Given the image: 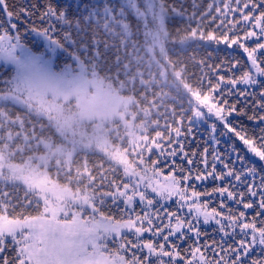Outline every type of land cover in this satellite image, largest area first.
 Here are the masks:
<instances>
[{"label": "snow or ice", "instance_id": "6c2138e0", "mask_svg": "<svg viewBox=\"0 0 264 264\" xmlns=\"http://www.w3.org/2000/svg\"><path fill=\"white\" fill-rule=\"evenodd\" d=\"M100 3L101 6H94L86 18L94 42L78 48L80 51L91 48L99 53L101 47L114 46L109 44V39H118L130 27L129 14L134 15L137 25L147 15L166 17L168 21L179 18L185 22L184 28L176 31L183 46L225 42L228 49L233 45L242 49L240 54H247L245 61L229 59L219 66H209L206 60L190 57L191 69L186 66L185 70L194 83L185 86V94L192 111L190 122L215 115L224 128L234 132L258 159L248 162L237 153L235 162L230 161L232 167L226 163L227 171L218 174L216 161L221 159L219 155H214L209 165L206 154L198 162L197 153L184 151L183 114L173 110L160 126L161 131L153 139L147 154L140 157L139 166L132 170L123 168L122 178L108 180L102 176L96 186L93 177L81 192L78 189L82 181H75L77 190L73 191L72 179L64 177L61 183L59 173L41 171L43 165L34 168L29 163L10 173L0 171V264H264V258H252L256 246H261L264 253V127L261 126L264 115H260L264 113V82L259 79L264 77V0H211L206 7L203 0H172L171 6L169 0H120L119 5L100 0ZM186 4L190 5V12L185 8ZM0 13H3L0 16V61L17 68L25 61L33 65H50L51 61L45 60L44 54L35 55L21 40L19 29L24 27V20L36 15L35 5L17 7L10 6L8 0H0ZM39 20L47 27L37 30L33 24L27 31L42 36L50 52L66 51V45L83 43L73 40L72 31L61 38H53L58 35L56 28L61 23L69 29L74 28L77 36L83 31L81 21L71 20L65 11H58L49 4ZM23 83L24 77L19 73L5 77L0 72V92H14ZM240 84L246 87L238 88ZM249 88L260 91L252 92ZM230 96L248 105L253 112L248 119L258 121L252 136L241 135L224 115L226 109L229 115L237 111V103H229ZM240 97H244L243 101ZM177 115L181 116L179 121ZM215 129L213 124L212 131ZM187 131L191 133L190 128ZM153 156L156 159H152ZM169 156L173 159L168 170L174 174L170 182L158 188L153 178L162 164L169 165ZM177 157L181 161L179 164L175 162ZM199 164L204 165L203 170ZM50 174L55 178H50ZM209 177L227 186L215 187L211 192L197 191L195 182ZM21 185L24 187L22 198L16 191ZM10 187L12 191H8ZM240 188L244 191H238ZM153 193L159 199L153 197ZM173 196L178 198L176 209L165 211L167 205L161 204V200L167 202ZM217 196L220 202L214 206ZM109 201L118 209L119 216L104 211ZM227 201L237 206L242 204L244 209L257 210L249 220L244 211H232ZM41 205L43 212L31 220L22 215L9 218L18 207L39 212ZM137 205L142 206L139 212ZM201 218L204 225L215 223L219 241L213 239L209 243L205 240L201 244L204 235L200 231ZM149 232L152 239L145 240L144 233ZM175 240L193 242L183 249L193 259L182 255L181 245ZM170 241L172 250L166 247ZM109 242L117 245L115 251L108 249ZM202 248L213 258L207 259L203 254L197 257ZM216 249L224 254L220 259H216ZM105 252L110 255L106 256ZM129 252L131 255L126 258Z\"/></svg>", "mask_w": 264, "mask_h": 264}, {"label": "rangeland", "instance_id": "374dc122", "mask_svg": "<svg viewBox=\"0 0 264 264\" xmlns=\"http://www.w3.org/2000/svg\"><path fill=\"white\" fill-rule=\"evenodd\" d=\"M58 1L64 3L68 8L75 9L77 15L74 17H70L67 10L65 12L73 21H81L80 27L83 28V31L77 36L74 28L69 29L61 23L57 25V34H62L59 36L63 37L66 32L72 31L74 41H78V37L89 40L86 37L88 34L92 41L84 44L82 48L91 45L95 38L86 18L94 6H101L100 0ZM109 2L119 5L120 0H109ZM210 2L211 0H203L205 7ZM185 8H188V5ZM0 16H3V13H0ZM231 18L230 15L229 19ZM169 21L166 17L147 15L137 25L134 15L129 14L130 27L122 35H119L118 39L104 37V39H109V44L114 46L107 49L101 47L99 53L94 52V49L91 48L89 51L82 52L57 49L55 53H52L47 48V41L42 36L37 35L36 32L27 31L30 27L28 23L23 21L25 29L20 28L19 31L25 47L29 48L35 55L44 54V59L50 60L51 63L48 66H42L25 61L17 68L0 61V72L5 77L16 76L17 73L24 77V83L16 91L0 92V171L10 173L14 169L24 168V165L29 163L34 168L43 165L41 171H50L52 174L59 173L61 183H63L64 177L72 179L74 181L72 184L73 191L77 190L75 181H82L78 189L82 192L85 191V186L93 181V177H95V185L98 186L102 176L108 180L118 179L120 173L123 176V168L129 170L137 168L140 164V157L147 154L153 139L161 131L160 126L164 123L162 120L163 113L169 114L173 110L176 111L174 106H169L168 111L161 109L162 102L173 97L184 107L189 106L188 95L185 94V86L188 83L183 80L181 70H176L166 57L169 47H185L181 45V40H171L168 31ZM240 35L243 37L244 33L241 32ZM57 36L53 38H57ZM100 36L103 37V33H100ZM210 44H214V42ZM219 44L226 47L225 42ZM38 50L39 52H37ZM73 50L77 51L78 48L73 47ZM229 50L242 53V49H237L235 45ZM109 51L115 53L112 59L117 69L115 75L119 74L123 78L118 76L115 78L113 74H107L110 71L106 65ZM62 55L71 60L67 62L62 59L64 64L61 70H57L55 68L56 59ZM243 56L247 58L246 53ZM31 67L40 69V74L31 75L23 71V69ZM253 74H255V69H253ZM259 79L264 82V77H259ZM155 86L161 89L162 95L149 99L147 91H143L141 98L142 101H146V106H144L141 100L137 98L136 92L141 91L144 87L147 88L146 90H151ZM169 86L172 88L173 96L169 95ZM243 86L246 87V85ZM249 91L258 92L260 89L249 88ZM159 99L161 102L154 105ZM212 102L210 100V103ZM9 103L23 105L35 111L37 123L40 119L44 121V123H38L39 133L44 136L37 133L34 125L30 128L26 127L23 119H11L5 109ZM204 111L207 112V109ZM184 112L185 108L182 109L181 113ZM224 115L227 120L231 121L232 125L235 112L229 115L226 109ZM188 123L208 131L216 149L214 155H219L221 158L216 161L218 174L227 171L224 164L227 163L229 167H232L230 161L235 162L237 153L248 162L258 159L250 153L247 146L237 136L235 139L243 146L242 148L237 150L233 148L235 151L233 150L229 154L220 151L223 143L233 141L234 132H228L224 128L223 122L218 120L215 115H206L202 119ZM213 124L216 125L215 132L212 131ZM182 127L184 130L185 127L183 125ZM45 130L46 132H44ZM46 133L48 134L46 135ZM186 135L184 131L182 143L185 152H187L185 149ZM40 149H43V152ZM165 150L167 151L168 148L166 147ZM206 150L207 153L205 154L209 165H211L213 153L209 149ZM177 151L179 150L177 149ZM195 158L197 159V157ZM152 159H156V156H153ZM172 159L169 156V165L162 164L158 175L153 178L156 187L161 188L170 182L174 174L168 170ZM92 160H95L96 164H91ZM178 161H180L179 158H175L176 164ZM83 162L84 164H81ZM236 167L239 168L240 165L236 164ZM199 168L203 170L204 165L199 164ZM209 170L211 169L209 168ZM50 178L54 179L55 177L50 174ZM214 181L220 186H227L226 183L222 184L221 181L209 177L204 181H196L195 187ZM256 182H259L258 178ZM12 190L11 187L8 189V191ZM16 191L22 198L24 187L21 185ZM238 191H244V189L240 188ZM190 193L191 190H189ZM152 195L159 199L155 193ZM177 199L176 196H173L167 202L161 200V204L166 203L167 205L165 211L175 210ZM52 200L54 201L55 198L52 197ZM219 202L220 199L217 196L214 206H218ZM227 203L234 212L244 211L249 220L252 219V215L257 210L255 208L244 209L242 204L237 206L231 201H227ZM106 207H111L116 211L114 216L120 215L118 209L112 206L111 201ZM141 207V205H137L136 211L139 212ZM40 209V213H42L43 205ZM27 210L28 208L18 207L9 218H20L22 215L31 220L34 216H27ZM208 210L210 211L211 207ZM163 214L161 212V215ZM164 223L167 224L168 221L165 220ZM200 231L204 234L201 238V244L205 240L211 243L213 239L217 241L220 239L214 222L204 225L201 218ZM144 239H152L151 233H144ZM236 239L239 240L240 238L237 237ZM152 242L155 243V240ZM175 243L181 245L179 251L182 255L187 256L183 249L192 245L193 242L188 240L186 243H182L180 240H175ZM116 247L115 243H108V249L111 251H115ZM166 247L172 250L171 241ZM145 251L147 250L145 249ZM216 252V259L224 256L219 249H216ZM202 254L207 259L213 258L203 248L201 253H197V257ZM105 255L108 256L110 253L105 252ZM130 255V252L127 253L126 258ZM257 257L264 258L261 246L255 247L252 258ZM164 259L167 260L168 258L165 257ZM187 259H193V257L187 256Z\"/></svg>", "mask_w": 264, "mask_h": 264}, {"label": "trees", "instance_id": "16d2710c", "mask_svg": "<svg viewBox=\"0 0 264 264\" xmlns=\"http://www.w3.org/2000/svg\"><path fill=\"white\" fill-rule=\"evenodd\" d=\"M8 3L10 6L15 5L17 7L22 6V5L25 7H27L28 5H35L36 15L32 16L30 20H24V22L28 23V26L30 28L34 24L35 27L37 28V30H41L43 27H47V24H43V25L41 24V22L39 20V16L49 4L53 5L58 11L67 10L70 17H74L77 15L75 9L68 8L64 3H62L58 0H27V4L25 3V0H8ZM171 5H172V0H169V6H171ZM176 7L179 8V4H177ZM186 10L188 12L191 11L190 5H188V8H186ZM184 26H185V22L180 20L179 18L172 19L171 21L168 22V31L170 33L171 40H180V38L176 34V31L182 30L184 28ZM21 29L24 30L25 25ZM59 35H62V34H58L57 38L62 37ZM86 37L89 38V40L88 39L87 40L81 39L80 37H78L77 42L82 41L83 43L75 44V46H72V47L66 45L67 50L69 52H70V50H71V52H82L80 50L74 51L73 47L82 48L84 44L90 43L92 41L90 39V37H88V34L86 35ZM35 49H37V48H35ZM37 52H39V50ZM81 55H83V54H81ZM113 55H115L114 51H109L106 65L109 67L110 71H108L107 74H113L115 78L117 76L119 78H123V77L119 76V74L115 75V73L117 72V69H116V66L114 65V62L112 60ZM192 56H195L197 58V60H200V59L206 60V62L209 66H211V65L219 66L222 62L227 63L229 59L233 60V62L235 60H241V61L246 60V58L243 55H241L239 51H231L227 47H225L224 45L216 44V43L204 44L203 46L196 45V44H193V45L190 44V45H187L183 48H180V47L171 48V47H169L167 49V55H166L167 60H169V62L172 64V66L176 70H181L183 80L185 82H187L188 84L194 83V81L190 80L189 73L185 70L186 66L191 69V62H190L189 58ZM62 59L66 60L67 62H69L71 60L70 58H66L63 55L59 56L56 59V65H55V68L57 70H61V67L64 64ZM221 74H225V73L222 72ZM236 75H237V78H239L240 74L237 73ZM237 87L238 88H245L242 84L238 85ZM146 89L147 88L144 87L141 91L136 92V94L138 95L137 98L141 100V102L144 106H146V101L145 102L142 101V98H141L143 91H147V97L149 99H154V98H157L159 95H162L161 89L156 87V86L154 89H151V90H146ZM250 89H252V88H250ZM168 90L170 91L169 95L173 96L174 94H173L172 88L170 86L168 87ZM212 95L215 96V93H213ZM216 99L219 100L220 97L217 96ZM228 99H229V103H232V102L237 103V111H235V117H234V119H233L234 121L232 123L233 127H235L237 131H240L241 134L245 135L246 138L249 136H252L253 135V129H254L255 125L257 124L256 123L257 121L249 120L248 117L253 115V112L250 110L248 105H245V104H242V103L236 101V97L230 96V97H228ZM239 99H240V101H243L244 97H240ZM160 102L161 101L159 99L155 102L154 105H157ZM248 103L250 105L251 101H249ZM169 106L176 107V113L183 114L182 125L185 127L184 131L187 134L186 135V139H187L186 143L187 144H185L186 151L188 153H193V152L197 153L196 157H197L198 162L201 159V157L205 154L206 149H209L214 155V153L216 152V149L214 147L213 142L210 139L208 131L205 129H200V128L195 127V126L188 123L190 121V118L192 117V111L190 110V107L188 105H187V107H184L183 104L177 102V100L173 97L171 99L164 100L161 104V109H165L166 111H168ZM184 108H185V112L181 113L182 109H184ZM5 109H6V113L9 115V117L11 119H14V120L23 119L25 124H26V127L30 128L32 125H34L36 130L38 131L37 133L40 136H44V135L39 133V124H38V123H44V121H43V119H40V121L37 123V117H36L35 111L28 109L26 106L17 105V104H13V103H9L8 105H6ZM245 112L247 113L246 115L243 114ZM260 115H264V113H261ZM177 118H178L177 120L179 121V119H181V116L177 115ZM166 119H169V115L167 113H163V117H162L163 122ZM261 126L264 127V125H261ZM189 128L191 129L190 134L187 131ZM44 132H46V130ZM47 134L48 133H46V135ZM235 136H236L235 133H233V136H232L233 141L223 143V147H221V149H220L221 152H226L227 154H229L230 152H232L234 150L233 148H235V150H237V149H240L243 147L241 144H239L236 141ZM45 137L48 138V136H45ZM40 151L43 152V149H40ZM213 155H212V157H213ZM95 162H96L95 160H92L91 164L94 165V164H96ZM179 163H181V161H178V164ZM81 164H84V162ZM200 168L202 169L203 166ZM119 178H122V173L119 174ZM218 186H220V185L216 181H214L211 183L204 184L202 186H197L196 190L201 191V192H204V191L211 192L213 188L218 187ZM104 211L106 213H111L113 215H116V213H115L116 211L114 209H112L111 207H105ZM40 212H41V209H39V212H37V211L33 210V208H28L27 216H37L40 214Z\"/></svg>", "mask_w": 264, "mask_h": 264}, {"label": "clouds", "instance_id": "9594fccd", "mask_svg": "<svg viewBox=\"0 0 264 264\" xmlns=\"http://www.w3.org/2000/svg\"><path fill=\"white\" fill-rule=\"evenodd\" d=\"M26 74L39 75L41 70L35 67L23 69Z\"/></svg>", "mask_w": 264, "mask_h": 264}]
</instances>
